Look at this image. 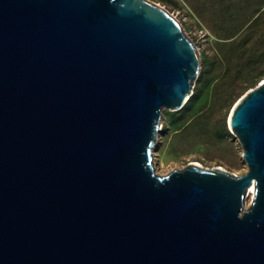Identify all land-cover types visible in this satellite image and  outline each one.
I'll list each match as a JSON object with an SVG mask.
<instances>
[{
    "label": "water",
    "instance_id": "1",
    "mask_svg": "<svg viewBox=\"0 0 264 264\" xmlns=\"http://www.w3.org/2000/svg\"><path fill=\"white\" fill-rule=\"evenodd\" d=\"M200 71L151 0H0V264H264V79L228 119L247 172L155 170Z\"/></svg>",
    "mask_w": 264,
    "mask_h": 264
},
{
    "label": "rangeland",
    "instance_id": "2",
    "mask_svg": "<svg viewBox=\"0 0 264 264\" xmlns=\"http://www.w3.org/2000/svg\"><path fill=\"white\" fill-rule=\"evenodd\" d=\"M151 1L181 23L201 57L187 103L163 109L155 170L166 174L195 162L247 172L243 146L228 119L239 98L264 79V0Z\"/></svg>",
    "mask_w": 264,
    "mask_h": 264
},
{
    "label": "bare ground",
    "instance_id": "3",
    "mask_svg": "<svg viewBox=\"0 0 264 264\" xmlns=\"http://www.w3.org/2000/svg\"><path fill=\"white\" fill-rule=\"evenodd\" d=\"M252 193V195H253V193H254V188H251V190H250V192H249V195ZM250 201V200H249ZM249 201L247 200V202H246V207H248V205H249Z\"/></svg>",
    "mask_w": 264,
    "mask_h": 264
}]
</instances>
